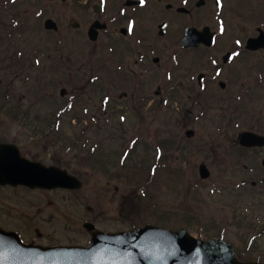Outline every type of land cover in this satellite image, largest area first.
<instances>
[{
  "label": "rangeland",
  "instance_id": "obj_1",
  "mask_svg": "<svg viewBox=\"0 0 264 264\" xmlns=\"http://www.w3.org/2000/svg\"><path fill=\"white\" fill-rule=\"evenodd\" d=\"M69 3L0 0V139L23 144L24 133L48 129L49 136L35 139L45 151L56 137L52 124L57 106L53 99L59 98L62 105L61 88L67 87L69 91V87L85 83L89 68L85 64L87 60L94 61L92 57L86 58L85 25L77 31L71 26L79 17L69 9ZM41 8L45 10L42 16ZM47 17L59 25V62L54 66L53 56L57 52L52 42L56 33L43 28L42 22ZM23 21L26 33L20 28ZM40 43H43L41 78L36 69L24 73V59H21L23 52L25 55ZM194 60L197 63L192 64L190 58L185 61L187 84H195L197 70H205L197 66V58ZM55 66L60 69L56 76ZM70 67L76 71L70 72ZM211 71L206 70L209 80L218 76ZM250 71L243 69L237 78L251 82L252 77V83H256L255 79L264 83L262 73L257 72L254 78L255 72ZM159 81L156 79L152 87H106L110 106L106 119L102 120L110 123L105 130L99 129L100 123L89 124L85 119L76 124L66 120L55 125L60 132L55 154L58 153L62 167L81 179L82 186L57 190L0 187V225L17 231L26 242L86 245L90 233L83 226L85 222L109 232L153 224L173 230L184 228L204 240L223 238L239 249L241 258H259L261 252L246 247L250 236L245 233L247 223L264 212V194L243 183L262 169L264 149L255 154L232 144L241 130L264 133V86L251 87V95L243 97L244 106L235 101L237 108L233 109L227 97L242 95L250 87L230 85L221 90L212 82L208 87H163L158 95L155 92ZM197 90L205 99L202 109L193 105ZM5 92L11 102L4 97ZM124 92L126 96L119 98ZM145 95L148 102L140 108L138 101ZM77 99L82 101L77 105L83 119L82 105L90 106L93 111L99 107L101 98L85 92ZM161 99L167 103L160 105ZM13 103L26 107L29 116L38 115L41 121L23 122ZM183 108L189 112L188 116L183 115ZM188 128L194 130L191 137L185 135ZM68 132L75 133L74 140L69 138L72 145L61 137ZM124 150L127 155L121 161L119 156ZM52 151L49 148L50 154ZM202 161L210 170L205 179L198 174ZM242 163L252 164L254 173L243 170Z\"/></svg>",
  "mask_w": 264,
  "mask_h": 264
},
{
  "label": "flooded vegetation",
  "instance_id": "obj_2",
  "mask_svg": "<svg viewBox=\"0 0 264 264\" xmlns=\"http://www.w3.org/2000/svg\"><path fill=\"white\" fill-rule=\"evenodd\" d=\"M60 1H69V9L75 11L77 17H79L71 23L74 30L77 31L82 27V24L85 25L83 26V32L88 41L85 54L86 58L92 57L91 60L94 62L86 59L85 66L89 68L83 85L69 87V91L67 87L60 89V96L64 98V104L60 105L59 98L53 99L52 97L54 105L57 106L52 124V127H55L54 135L56 137L52 141V146L48 143L49 147L45 148L46 152L44 147L39 146L35 139L41 135L49 136L48 129L44 132L24 133L25 142L23 144L13 140L0 139V142L16 144L21 156L29 160L41 162L46 166L62 167L58 153L55 154L58 151L56 145L60 137L58 136V133H60L58 127L55 125H59L60 121L66 122L67 120L76 124V122L85 119V121L89 120V124H92L91 122L100 123L99 129L105 130L110 123L107 122L108 120L104 121L107 108L110 106L107 103L108 96L105 94L107 93L106 87H150L156 79L160 80L155 92L158 95L162 93L163 87H208L212 82H216L221 90L230 85L250 87L242 95L233 98L227 97L228 102L234 109L237 108L236 102L243 103L244 106L243 97L250 94L251 87L264 86V83H259L256 79V83H252V77L251 82L242 77L237 78V73L246 68L255 72L254 78H256L257 72L264 75V0ZM40 6L38 5V7ZM42 15H44V12L40 14V16ZM44 20L42 22L43 28L56 33V37L52 42V48L56 49L57 52L53 56L55 57L53 66L54 63L58 65L59 25L53 19L57 23V28H49L45 26ZM21 23L22 33H26V29H24L25 22ZM248 42L251 43L250 47L252 48L247 46ZM24 48L27 47L24 46ZM31 49H34L35 53ZM41 50H43V43L36 44L35 48L32 46L25 55L24 52L22 53L24 73L36 69V72H40L39 78L42 77ZM245 57L250 58L252 61ZM188 58L191 59L192 64L197 63L194 60V58H197L199 61L197 66L205 68V70H197L195 84L186 83L185 61ZM76 63L83 64L82 62ZM59 70V67L55 66V76ZM69 70L70 72L76 71L75 68L71 67ZM206 70H212L211 72L218 76L213 80H209V73L207 74ZM223 72H226V74ZM220 75H225L226 78ZM240 79H244L245 82H241ZM101 91L103 92L101 93ZM85 92L94 93L100 96L101 99L99 107L93 111H90V106L82 105V111H84L82 119L78 114V105L82 104L80 103L82 101L78 100L77 96ZM123 94L126 96L124 92L118 97L121 98ZM4 97L8 100L10 98L7 92L4 93ZM141 99V101H138L140 108L148 102L149 97L145 95ZM203 100V97L198 99L199 102ZM159 102L160 105H163L167 103V100L161 99ZM8 105L11 104L8 103ZM150 105L152 103H149ZM12 107L13 109H19L17 111L21 114L20 118L23 122L33 124L41 121L37 117L38 115L29 116L30 112L22 105L13 103ZM103 117L104 120H102ZM244 130L264 135L263 132L252 129ZM82 135L90 137L87 132H82ZM61 137L64 140H69V138L74 140L75 133L68 132ZM73 140H69V145L73 144ZM233 144L234 146L238 145L243 150L255 152V154L264 149V145L243 147L238 140ZM51 147L53 149L52 155L48 152ZM242 167L250 174L255 171L252 164L242 163ZM261 167L263 170L260 169V172H256L253 178L244 180L243 184L249 185L252 189L259 190V193L264 194V157L261 160ZM0 187L44 190L26 185L14 187L0 185ZM262 201L264 204V195ZM255 216L257 217L252 218L247 223L245 235L250 237L245 244L247 248L261 252L259 258L254 259L264 264V212ZM232 245L239 250L234 244Z\"/></svg>",
  "mask_w": 264,
  "mask_h": 264
},
{
  "label": "water",
  "instance_id": "obj_3",
  "mask_svg": "<svg viewBox=\"0 0 264 264\" xmlns=\"http://www.w3.org/2000/svg\"><path fill=\"white\" fill-rule=\"evenodd\" d=\"M46 25L54 26V22L48 19ZM239 142L259 146L264 144V137L244 131L239 134ZM209 174L208 168L201 164L200 177ZM0 183L32 188L82 186L81 180L65 169L22 158L10 144H0ZM83 226L91 233L86 246L24 243L16 232L0 228V264H260L239 259L233 246L221 238L203 240L184 228L173 230L146 224L111 233L95 229L91 222Z\"/></svg>",
  "mask_w": 264,
  "mask_h": 264
}]
</instances>
